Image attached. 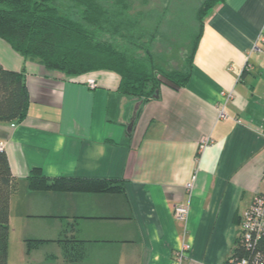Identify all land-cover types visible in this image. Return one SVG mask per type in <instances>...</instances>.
<instances>
[{
  "label": "crops",
  "instance_id": "obj_1",
  "mask_svg": "<svg viewBox=\"0 0 264 264\" xmlns=\"http://www.w3.org/2000/svg\"><path fill=\"white\" fill-rule=\"evenodd\" d=\"M204 23L187 85H162L148 100L121 92L113 70L71 79L0 37V63L25 68L30 95L21 121L0 122V141L24 185L22 214L41 219L25 229L18 264L226 261L236 213L264 189V0H224ZM206 135L214 145L198 159ZM33 167L49 177L120 178L125 190H35ZM182 204L187 220L175 214ZM27 238L41 241L28 251Z\"/></svg>",
  "mask_w": 264,
  "mask_h": 264
},
{
  "label": "trees",
  "instance_id": "obj_2",
  "mask_svg": "<svg viewBox=\"0 0 264 264\" xmlns=\"http://www.w3.org/2000/svg\"><path fill=\"white\" fill-rule=\"evenodd\" d=\"M223 1H203L196 11L198 28L173 40L170 36L176 35L174 30L169 31L164 24L174 25L175 20H166L170 8L159 4L145 7L133 0H0V37L25 58L71 79L96 70H113L120 75L121 92L148 100L162 85L176 89L187 85L205 18ZM189 44L188 55L177 59L176 48L184 49ZM29 100L25 68L11 70L0 63V122L21 121ZM28 182L31 189L45 191L125 190L120 178L49 177L40 167L30 170ZM18 186L7 152L0 149V264H8L11 197ZM240 218L237 212L239 227ZM38 241L27 238V250ZM229 256L246 258L247 264H264V232L248 243L237 237Z\"/></svg>",
  "mask_w": 264,
  "mask_h": 264
},
{
  "label": "rangeland",
  "instance_id": "obj_3",
  "mask_svg": "<svg viewBox=\"0 0 264 264\" xmlns=\"http://www.w3.org/2000/svg\"><path fill=\"white\" fill-rule=\"evenodd\" d=\"M133 1L136 3L137 6L140 5L145 7H153L159 4L164 8L169 7L170 9L167 12L165 19L170 20L171 18H173L175 20V23L174 25H169V23H166L164 25H166L169 31L174 30V32L172 33L176 35L170 37L173 40H177V38L178 39L183 38L182 35L185 36L184 32L191 33V31L193 30L192 31L193 33L198 28V20H196V11L198 7L202 5V2L205 0H133ZM144 1H147V3H144ZM168 30L164 28L165 32H168ZM194 37L195 36H193V38ZM160 46L161 44L159 45V47ZM191 46L192 45L189 44L184 49H180L183 47H179V49L176 48L175 54H178L177 59L183 60L184 58L182 55H184V57L187 56ZM167 48L168 47H166V49ZM166 49L163 48V51L165 52ZM164 56L168 58L169 54L166 53ZM90 78H94V77H90ZM87 79L85 82L88 84ZM22 184L23 183L19 182L17 191L11 197L8 264H18L21 261V257L23 256L22 254H24L22 243H23V237L25 236V229L27 232L28 228H30L31 226L33 227L35 224H38L39 220H41L39 219V217H32L31 219H28L26 215L22 214V211L25 208V204H24L25 202L22 201L24 194L23 193L24 185ZM237 237H239V234ZM47 247L48 246H45V248Z\"/></svg>",
  "mask_w": 264,
  "mask_h": 264
},
{
  "label": "built area",
  "instance_id": "obj_4",
  "mask_svg": "<svg viewBox=\"0 0 264 264\" xmlns=\"http://www.w3.org/2000/svg\"><path fill=\"white\" fill-rule=\"evenodd\" d=\"M88 85L91 88L96 87L94 78L87 79ZM224 108L220 111V117H226ZM214 145V139L210 135L204 136L199 144L197 157L200 159L204 151ZM0 149H4V143L0 141ZM195 179L188 182L187 187L192 191ZM175 214L179 219L187 220L189 215V205H177ZM264 232V189L257 193L250 207L241 215L239 237L241 241L249 242L253 237H260ZM190 249L188 243H184L179 250L180 260L185 256L187 250ZM223 264H247V259H237V256H229Z\"/></svg>",
  "mask_w": 264,
  "mask_h": 264
},
{
  "label": "water",
  "instance_id": "obj_5",
  "mask_svg": "<svg viewBox=\"0 0 264 264\" xmlns=\"http://www.w3.org/2000/svg\"><path fill=\"white\" fill-rule=\"evenodd\" d=\"M159 95V91H157V93H156V96H158Z\"/></svg>",
  "mask_w": 264,
  "mask_h": 264
}]
</instances>
